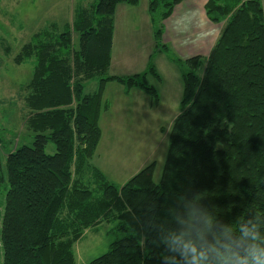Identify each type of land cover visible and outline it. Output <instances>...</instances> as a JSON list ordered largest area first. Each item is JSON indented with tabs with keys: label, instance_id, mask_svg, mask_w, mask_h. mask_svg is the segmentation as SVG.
Segmentation results:
<instances>
[{
	"label": "trees",
	"instance_id": "16d2710c",
	"mask_svg": "<svg viewBox=\"0 0 264 264\" xmlns=\"http://www.w3.org/2000/svg\"><path fill=\"white\" fill-rule=\"evenodd\" d=\"M182 1H149L156 48L169 49L162 42L165 21ZM139 2L95 0L76 9L63 32L50 27L36 33L14 58L35 63L25 86V122L34 137L31 145L6 154V172L0 152V193L8 183L3 264H76L74 244L105 221H117V238L90 264H188L163 241L181 227L178 218L193 200L215 218V231L248 220L264 231L262 0H207L209 20L224 26L207 56L184 59L183 97L160 182L153 179L154 163L122 186L92 165L107 82L158 98L146 83L148 73L158 76L153 65L131 75H106L116 8ZM94 78L98 91L86 93V82ZM50 141L53 154L46 151Z\"/></svg>",
	"mask_w": 264,
	"mask_h": 264
},
{
	"label": "rangeland",
	"instance_id": "374dc122",
	"mask_svg": "<svg viewBox=\"0 0 264 264\" xmlns=\"http://www.w3.org/2000/svg\"><path fill=\"white\" fill-rule=\"evenodd\" d=\"M147 1L141 0L140 14L146 13ZM93 2L95 0H0V152L5 172L6 154L19 145H31L34 137L25 122L28 111L25 86L33 77L35 63L30 59L17 64L14 58L36 33L50 27L63 32L67 24L74 21L76 9L90 7ZM119 27L114 34L113 64L106 75H122L132 70L125 69L124 58L127 62L134 61L135 66L145 62V71L153 65L158 76L148 73L146 83L155 87L158 98L140 87L128 89L116 80L108 81L99 117L102 135L91 163L117 186L124 185L154 163L153 179L160 182L170 132L180 112L183 73L187 67L175 41L167 43L168 50L156 48L155 26L150 21ZM74 43H78L77 33H74ZM98 88L99 78L86 82V93H96ZM46 151L55 153L52 141ZM7 186L6 182L0 193V264H3L1 227ZM116 224L117 221H105L86 229L74 244L76 264H90L104 254L117 238Z\"/></svg>",
	"mask_w": 264,
	"mask_h": 264
},
{
	"label": "clouds",
	"instance_id": "9594fccd",
	"mask_svg": "<svg viewBox=\"0 0 264 264\" xmlns=\"http://www.w3.org/2000/svg\"><path fill=\"white\" fill-rule=\"evenodd\" d=\"M181 227L164 238L170 251L182 254L188 264H264V231L255 220L215 231L216 220L196 201L188 203ZM211 235L213 239L207 238Z\"/></svg>",
	"mask_w": 264,
	"mask_h": 264
},
{
	"label": "crops",
	"instance_id": "0c3cea01",
	"mask_svg": "<svg viewBox=\"0 0 264 264\" xmlns=\"http://www.w3.org/2000/svg\"><path fill=\"white\" fill-rule=\"evenodd\" d=\"M149 1H147L146 13L141 12V14L138 11L141 0L135 6L126 3L118 4L114 16L111 65L114 60V34L115 30L120 28L119 26H126L127 23H142V21L146 23L150 21L153 24L148 9ZM206 2L207 0H184L174 8L172 15L165 21L162 41L166 45L171 41H175L182 59L194 55L207 56L223 29V23L216 24L209 20L205 10ZM262 3L264 6V0H262ZM123 61H125V69L132 70L122 72V75L140 73L146 69L145 62L138 63L137 66L140 68L133 69L137 67L134 65V61L127 62L126 58Z\"/></svg>",
	"mask_w": 264,
	"mask_h": 264
}]
</instances>
